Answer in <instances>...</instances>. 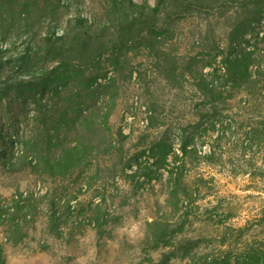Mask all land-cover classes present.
Wrapping results in <instances>:
<instances>
[{"label": "trees", "instance_id": "obj_1", "mask_svg": "<svg viewBox=\"0 0 264 264\" xmlns=\"http://www.w3.org/2000/svg\"><path fill=\"white\" fill-rule=\"evenodd\" d=\"M262 22L264 0H107L102 14L91 18L68 0H0V98L23 86L39 88L43 96L53 83L78 82L75 91L62 95L68 110L78 106L76 116L65 111L59 117L72 125L74 139L57 156L40 149L30 166L54 181L77 182L92 159L100 158V201L79 208L78 198L71 197L59 213L61 203L52 198L51 228L62 220L84 226L78 218L85 214L91 218L87 226L94 223L98 231L118 222L105 207L113 194L108 182L136 174L140 159L126 149L130 136L121 127L115 133L108 128L126 96L127 110L135 99L136 116L145 115L148 130L176 125L180 132L177 149L167 138L150 147L169 175V189L163 210L146 223L141 251L147 256L169 245L189 223L203 219L222 233L195 252L187 249L185 264H264V210L241 227L228 224L233 212L225 198L217 205L208 201L215 178L204 172L220 168L264 182V32L255 28ZM58 124L54 119L57 130ZM47 134L49 150L57 147L50 129ZM0 140L11 141L2 132ZM2 158L8 170L18 169L20 156L2 151ZM96 183L91 177L88 190ZM36 208L29 195L11 206L0 204V229L8 241L25 238L20 222ZM0 264H6L1 244Z\"/></svg>", "mask_w": 264, "mask_h": 264}, {"label": "rangeland", "instance_id": "obj_2", "mask_svg": "<svg viewBox=\"0 0 264 264\" xmlns=\"http://www.w3.org/2000/svg\"><path fill=\"white\" fill-rule=\"evenodd\" d=\"M68 1L74 9L81 8L89 18L91 13L102 14L107 3V0ZM135 1L142 3L145 0ZM147 1L154 4L155 0ZM75 11L63 16L59 29L75 15ZM255 28L256 32H264V22L256 24ZM77 83L72 81L67 87L53 83L43 96L39 88L23 86L0 98V132L11 139L10 143L0 140V204L11 206L20 195L32 196L37 203V208L20 222V233L26 235L23 240L14 244L8 241L6 229H0V244L6 264H185L187 249L195 252L199 247H205L210 241L217 240L222 231L210 222L195 219L169 245L161 246L147 256L141 251L146 223L156 219L163 210L169 189V175L160 165L159 156L151 152L150 147L156 140L167 138L177 149L180 132L176 125L160 131L148 130L146 120H143L145 115L141 120V116H136L139 112L135 99L133 106L127 110V105L131 103L127 99L130 97L124 96L117 102L108 127L112 133L121 127L130 136L126 149L131 155H140L134 164L136 174L130 178L116 177L108 182V190L113 194L107 195L105 207L111 211L109 218H119L118 222H112L103 231H98L93 227L94 223L87 226L91 218L85 214L78 218L84 226L75 227L62 220L57 228H51L48 214L52 198L56 197L61 203L59 213H63L66 199L76 196L81 208L91 201L98 203L101 196L96 195L103 192V181L100 180L103 174L97 165L99 157L92 159L82 176H77V182L73 181L74 178L54 181L29 164L38 157L40 149L57 156L60 147L74 139L72 125L65 124L66 118L60 121L59 117L65 111L76 116L78 106H69L68 110L62 95L75 91ZM105 101L109 103V100ZM54 119L59 123V130L52 126ZM44 120L50 122L47 121L51 125L49 128ZM48 129L54 135V142L59 144L50 150ZM2 151L20 156L16 171L6 168ZM143 151L146 153L142 154ZM204 172L215 178L214 195L208 201L217 205V200L225 198L227 211L233 212L234 217L228 224L241 227L246 221L259 217L264 210V182L254 181L245 175L234 176L220 168H206ZM127 173L131 174L132 170H127ZM91 177L97 179V183L95 188L88 190ZM77 201L73 200L71 204L75 205ZM201 204L206 205L207 201Z\"/></svg>", "mask_w": 264, "mask_h": 264}]
</instances>
